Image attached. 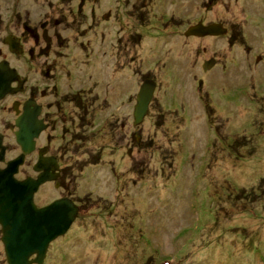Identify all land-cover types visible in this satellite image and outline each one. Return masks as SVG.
Listing matches in <instances>:
<instances>
[{
    "label": "rangeland",
    "instance_id": "obj_1",
    "mask_svg": "<svg viewBox=\"0 0 264 264\" xmlns=\"http://www.w3.org/2000/svg\"><path fill=\"white\" fill-rule=\"evenodd\" d=\"M11 1L0 0V38L19 28L7 19ZM80 3V25H50ZM57 5L22 0L19 9L39 30L64 31L74 51L76 86L89 83L94 98L114 112L117 149L103 162L96 149L67 152L65 184L35 193L37 205L68 196L81 206L66 234L50 243L42 264H264V0ZM91 7L99 28L83 41L99 59L88 68L77 46L91 23ZM211 22L222 23L227 34H183L194 23ZM151 26L167 34L147 31ZM10 61L26 70L25 61ZM34 63L41 66L43 58ZM32 78L42 79L35 73ZM146 79L155 82L154 96L135 126L133 107ZM12 104L0 114L3 129L13 118ZM6 133L2 162L19 150ZM45 141L53 149L60 145L54 138ZM32 164L28 159L15 177L29 175ZM113 165L119 169L115 178ZM0 264H7L1 242Z\"/></svg>",
    "mask_w": 264,
    "mask_h": 264
},
{
    "label": "flooded vegetation",
    "instance_id": "obj_2",
    "mask_svg": "<svg viewBox=\"0 0 264 264\" xmlns=\"http://www.w3.org/2000/svg\"><path fill=\"white\" fill-rule=\"evenodd\" d=\"M55 1L58 2V5L63 3V0ZM11 2L10 14L7 19H11L12 22L14 20L19 28L9 29L0 38V51H5L0 56V64L6 63L14 76L9 85L11 91L0 97V114L7 108L8 102L12 100L13 118L10 120L9 118L6 119V121H10L8 129H3L1 125L3 123L0 121V142L1 146L7 149L4 146L7 130L15 140V133L18 131L16 122L23 115L24 107L29 104V111L35 116V121L39 123L36 125L41 129V132L34 140L33 151L24 157L23 163L28 159H32L33 164L30 165V174L25 177L15 178L18 181H23L27 178L37 179L42 172H35V165L40 158L46 159L49 161L47 164L49 167L47 177L53 178V180L42 184L37 192L49 184H52L57 189L60 184H65L66 182L67 165L63 164V159L67 152L75 154L78 151L96 149L97 160L102 161L108 156V152H114L117 149L114 141L116 138L115 133L111 132L114 112H109L104 103L94 98V89L89 83L76 86L78 78L74 70V51L70 45H66L67 39L62 34L64 31H60L55 35L49 28L39 30L30 24V21H28L30 19H28L26 14H21L19 7L22 0H12ZM81 5L80 3L70 7L67 15L63 12L58 14L50 20V25L65 30L67 26L71 27L78 23L83 10ZM90 12L89 20L91 23L88 27L89 30L87 28L81 31L80 37L82 39L77 46L79 57L88 68L99 59L98 53L95 54L93 52L91 43L83 41L85 38L88 39L91 32H95L99 28L96 9L91 7ZM107 17L108 15L104 18ZM122 17L124 16L121 15ZM211 23L223 26L220 22ZM210 37L215 38L217 36ZM39 57L43 58L41 66L34 63V60ZM10 58L15 59L16 62L18 60L25 61L26 70H22L19 64H12ZM34 73L41 76L42 79L32 78ZM127 101L130 102L129 97ZM0 118L2 117L0 116ZM44 137L54 138L60 142V145L58 148L53 149L49 141L43 142ZM17 147L19 148L17 155L5 162H0V170L6 168L8 162L21 155V149L18 145ZM59 150L62 151L60 154L58 153ZM109 170H111V178L114 177L113 175H115L116 171H119L114 165ZM34 198L33 202L37 208H43L53 201L63 198L69 199L81 208L79 203H76L68 196L58 197L43 205H37ZM98 203L99 200L95 204H91L92 206H98Z\"/></svg>",
    "mask_w": 264,
    "mask_h": 264
},
{
    "label": "water",
    "instance_id": "obj_3",
    "mask_svg": "<svg viewBox=\"0 0 264 264\" xmlns=\"http://www.w3.org/2000/svg\"><path fill=\"white\" fill-rule=\"evenodd\" d=\"M222 33L217 26H198L187 35L213 36ZM212 65L213 62H208L204 70ZM13 77L7 64L1 63L0 97L11 91L9 85ZM154 91L155 83L146 79L139 89L133 108L135 126L140 125L148 114ZM29 106L27 104L24 107L23 115L16 122L18 131L15 133V141L22 153L0 170V239L7 264H42L50 243L65 235L77 217V207L66 198L55 200L43 208L35 206L33 198L38 188L53 180L47 177L48 160L40 158L35 165L34 171L42 172L37 179H15L19 166L23 164L24 157L33 151L34 140L41 132ZM4 150L0 142V162Z\"/></svg>",
    "mask_w": 264,
    "mask_h": 264
}]
</instances>
